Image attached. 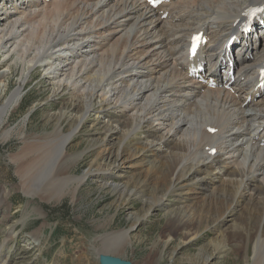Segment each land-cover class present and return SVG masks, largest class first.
<instances>
[{"label":"bare ground","instance_id":"bare-ground-1","mask_svg":"<svg viewBox=\"0 0 264 264\" xmlns=\"http://www.w3.org/2000/svg\"><path fill=\"white\" fill-rule=\"evenodd\" d=\"M22 1L26 6L20 9L16 5ZM0 5L10 6L5 8L7 17L0 20V54L14 56L15 62L22 67V75L9 96L6 95L8 75L5 71L0 73V140H8L13 133L23 136L22 152L12 161L18 166L25 193L36 190V179L45 172L47 176L58 159L60 168L65 164L75 167L79 162L81 155L70 157L69 150H64L63 146L74 137L77 127L86 120L85 116L100 95L99 106L112 108L106 113L110 125L104 124L96 138L101 145H106L105 158L110 155L111 142L115 140L113 132L117 134L118 128L125 131L117 137L119 151L137 138L136 131L148 129L147 125L152 123H156L155 131L146 130L144 140L155 139L169 151L167 155H159L152 141L139 143L137 149L131 150L132 157H144L145 177L156 175L151 186L155 195L150 188L145 194L146 187L133 177H126L125 183L120 181L125 178L122 165H106L104 157L99 155L79 176L77 186L92 178L102 182L101 187L111 188L119 199L141 195L149 207L160 206L168 214V221L176 224L175 228H192L197 221L206 222L207 216L192 218L193 205L180 206L178 211L169 210L163 200L167 190L179 196L175 192L181 187L203 188L207 198L199 207L213 211L207 210L204 215L214 214L215 222L222 227L233 215L228 211L224 216L225 208L234 203L236 212L242 204L246 211L235 218V222L233 220L236 246L244 247L245 251V245L251 243L254 255L251 264H264V147L261 146L264 95L253 100L252 92L251 101L246 102L255 86L250 78L263 61L264 40L260 56L250 55L249 49L238 46L237 51L242 50L243 55L237 59L238 81L232 87V95L224 90L205 88L204 93L199 94L197 83L184 74L188 36L205 32L210 42L203 53L217 66L219 54L225 51L224 44L237 31L244 14L252 6H264V0H182L163 5L159 8L161 12L148 9L140 0H0ZM165 12L169 13V18L162 20ZM259 24L252 26L261 29ZM235 35H241L240 31ZM248 36L242 45L250 47L252 42L259 43L253 34ZM37 68H43L46 76L55 80L52 84L54 96L70 92L71 101L62 104L56 116H49L48 121L54 122L52 133L35 138L24 134L28 129H25L28 114L16 129H8L5 124L19 105V92L25 85V77ZM170 96H174L178 104L172 102ZM121 111L128 114V121L115 120ZM64 125L72 127L70 132H65ZM212 130L215 133H211ZM212 150H215L214 155ZM220 154H225V160ZM151 155L156 157L155 165L145 160ZM229 165L234 168L229 169ZM60 172L57 169L55 176ZM224 173H228L227 180H222ZM65 177L71 178L69 170ZM113 178H118V183H108ZM211 183L215 186L211 187ZM180 184L183 186L179 187ZM62 186V183L48 182L41 192L55 197V193L62 192ZM75 188L71 189L75 191ZM162 191L165 193L161 195ZM42 199L50 201L51 198ZM130 218L131 221L134 218L130 229L143 219ZM213 218L209 222L212 223ZM14 232L15 225H10L5 232L6 238L13 241ZM221 232L222 237H229L232 230ZM124 233L127 237L128 231ZM188 234L192 235L190 230ZM126 237L119 238L126 240ZM171 239L168 237L166 241ZM2 252L0 264H9L8 256ZM97 252L100 258L115 259L101 256L105 253L101 248Z\"/></svg>","mask_w":264,"mask_h":264},{"label":"rangeland","instance_id":"rangeland-1","mask_svg":"<svg viewBox=\"0 0 264 264\" xmlns=\"http://www.w3.org/2000/svg\"><path fill=\"white\" fill-rule=\"evenodd\" d=\"M16 6L21 9L26 4L22 1ZM9 7L0 5V20L7 17L5 8ZM255 39H259L260 42L257 44L261 47L264 35L257 34ZM13 57L0 54V73L5 71L4 73L8 75L7 96L14 91L16 83L22 75V67L15 62ZM25 78V85L19 92V105L8 116L5 127L16 129L28 114L25 127L28 129L24 134L35 138L49 135L54 130V122L48 121L49 116H56L62 104L70 103V92H62L58 96H54L52 84L55 80L48 78L43 68L32 70ZM97 98L94 108L89 110L85 116L86 120L77 127L74 137L63 146L64 150H69L70 157L81 155L79 162L75 167L65 164L60 168L57 166L60 161L58 159L47 176L45 172L41 178L36 179L34 188L36 190L34 191L24 192L18 175V166L12 161L13 158L18 159L20 156L18 154L22 152L21 139L23 136L13 133L8 140L4 142L0 140V251L8 256L9 264H102V258L97 252L100 248L105 251L101 256L114 257L129 264H173L174 261V264H251L254 256L253 245L251 243L245 245V251H247L245 256V251L242 250L244 247L236 246L235 228L233 230L235 218L246 211L242 204L239 205L240 209L237 208L236 212L233 208L234 203L225 208L224 216L228 211H232L233 215L227 218L224 228L215 222L214 214L204 215L207 210L212 213L213 211L205 206L199 207L207 198V196L204 197L206 193L202 192L203 188L187 185L175 192L179 196L174 195V192L170 194L168 190L166 193V190L162 191L160 194L165 193L163 200L169 210L178 211L180 206L193 205L195 210L192 212V218L207 216L205 218L208 224H204L205 221L203 223L197 221L198 224L193 223L192 228L181 226L175 228L176 224L168 221V214L160 206L149 207L141 195L135 194L128 200H125L126 198L119 199L118 194L112 192L111 188L101 187L102 182L92 178L77 186L79 176L84 173L94 158L103 156L106 165H122V173L125 174V178L120 181L125 183L128 181L126 177H133L136 181L141 182V186L146 187L145 194L150 188V191L153 190L152 194L155 195L154 188L151 186L152 183H155L156 175H150L147 179L145 177L147 167L143 163L144 157L138 155L132 157L131 150L137 149L140 146L139 143L152 141V147L158 150L159 155H167L169 151L155 139L144 140L146 130L155 131L156 123H152L147 125L148 129L136 131L137 138L127 146L121 147L119 151L116 146L119 142L117 137L125 131L121 132L123 128L121 130L118 128L117 134L113 132V139L116 141L111 142L110 155L105 158L106 145H101L96 141V138L100 136L98 133L102 131L101 128L103 129L104 124L111 123L106 113H110L112 108L106 106L101 108L99 106L100 95ZM169 98L178 104L174 96ZM127 117L128 114L121 111L115 120L128 121ZM64 126L66 133L72 129V127ZM156 128L160 129L161 126ZM160 133L157 135L159 136ZM97 142L99 145H96ZM124 149L125 152H123ZM116 150L118 152L117 159ZM145 158L153 165L157 163L155 156L151 155ZM221 159L225 160V154L221 155ZM233 168L232 165H229V169ZM57 169H60L61 172L55 176ZM66 170H69L71 178H63ZM228 173L221 174L222 180H227L225 176ZM138 174H141V177ZM232 179L235 181V178ZM52 181L63 184L62 192L58 195L55 193V197L52 194L41 192L43 186ZM111 181L116 184L118 178L110 179L108 183ZM130 184L133 185L132 182ZM214 186L211 183V187ZM74 187H76L75 191L71 189ZM248 194H251L250 191ZM43 197L51 199L47 201L42 199ZM180 210L184 211L185 209L180 208ZM220 214L221 211L218 212V215ZM130 216L143 218L142 222L130 229L134 224V218L131 221ZM212 218L211 223L209 221ZM10 225H15L13 241L6 238L5 233ZM189 230L193 236L188 234ZM222 230H232V232L229 237H222ZM127 231L126 237L124 232ZM119 237H126V240ZM168 237L172 239L166 241ZM102 241H105L106 244ZM242 244L240 242V245ZM2 246L5 247L2 248Z\"/></svg>","mask_w":264,"mask_h":264},{"label":"water","instance_id":"water-1","mask_svg":"<svg viewBox=\"0 0 264 264\" xmlns=\"http://www.w3.org/2000/svg\"><path fill=\"white\" fill-rule=\"evenodd\" d=\"M101 263L102 264H129V263L117 260V259H113V258H104V259L102 258Z\"/></svg>","mask_w":264,"mask_h":264}]
</instances>
